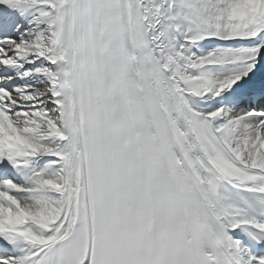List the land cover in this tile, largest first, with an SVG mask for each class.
Listing matches in <instances>:
<instances>
[{"label":"snow or ice","instance_id":"obj_1","mask_svg":"<svg viewBox=\"0 0 264 264\" xmlns=\"http://www.w3.org/2000/svg\"><path fill=\"white\" fill-rule=\"evenodd\" d=\"M0 264H264V0H0Z\"/></svg>","mask_w":264,"mask_h":264}]
</instances>
